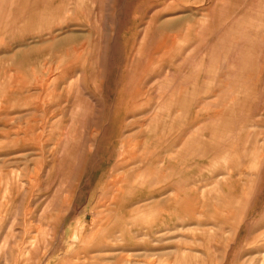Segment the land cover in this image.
<instances>
[{
	"label": "rangeland",
	"instance_id": "rangeland-1",
	"mask_svg": "<svg viewBox=\"0 0 264 264\" xmlns=\"http://www.w3.org/2000/svg\"><path fill=\"white\" fill-rule=\"evenodd\" d=\"M0 264H264V0H0Z\"/></svg>",
	"mask_w": 264,
	"mask_h": 264
}]
</instances>
